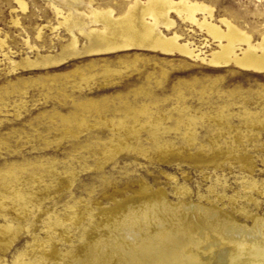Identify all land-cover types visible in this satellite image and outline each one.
I'll list each match as a JSON object with an SVG mask.
<instances>
[{
    "label": "rangeland",
    "instance_id": "1",
    "mask_svg": "<svg viewBox=\"0 0 264 264\" xmlns=\"http://www.w3.org/2000/svg\"><path fill=\"white\" fill-rule=\"evenodd\" d=\"M22 1L0 0V264H59L102 213L158 192L264 228V70L210 63L218 42L175 11L158 30L190 53L89 52L81 36L71 51L52 4L119 18L132 0ZM190 1L263 40L264 0Z\"/></svg>",
    "mask_w": 264,
    "mask_h": 264
},
{
    "label": "bare ground",
    "instance_id": "2",
    "mask_svg": "<svg viewBox=\"0 0 264 264\" xmlns=\"http://www.w3.org/2000/svg\"><path fill=\"white\" fill-rule=\"evenodd\" d=\"M15 1L22 11L26 9L22 0ZM69 3L75 6L72 1ZM52 7L60 19L58 25L69 30L71 51L78 49L81 36L89 52L101 51L100 47L111 51L138 46L190 53L186 46L177 43V36L166 39L158 30L159 25L172 24L168 15L175 11L218 42L219 50L212 54L210 63L233 62L242 68L264 70V37L252 45L250 37L226 19L220 20L226 31L206 20L199 22L195 18L197 12L212 19V10L201 3L132 0L119 18L113 17L111 8H88L87 12L76 13L72 7L67 12L57 5ZM91 24H100L101 28ZM242 44L245 49L240 48ZM237 50L240 54H236ZM24 62L27 64L28 60ZM18 199L23 201L20 196ZM25 207L23 203L22 209ZM44 224L48 230L64 225L57 215L49 216ZM1 227L7 229L8 225ZM79 238L81 245L75 253L51 252L59 264H264V228L260 225L246 228L202 206H172L160 192L154 197L129 199L102 213L91 230ZM25 255L19 253L16 262L25 263Z\"/></svg>",
    "mask_w": 264,
    "mask_h": 264
}]
</instances>
